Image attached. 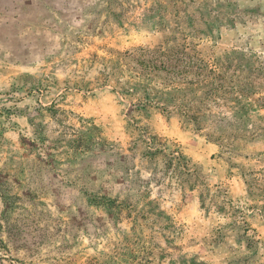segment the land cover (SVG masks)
I'll return each mask as SVG.
<instances>
[{
    "label": "rangeland",
    "instance_id": "rangeland-1",
    "mask_svg": "<svg viewBox=\"0 0 264 264\" xmlns=\"http://www.w3.org/2000/svg\"><path fill=\"white\" fill-rule=\"evenodd\" d=\"M0 264H264V0H0Z\"/></svg>",
    "mask_w": 264,
    "mask_h": 264
}]
</instances>
